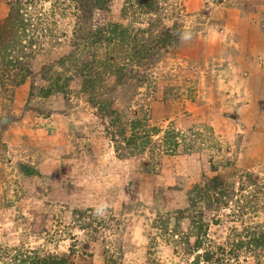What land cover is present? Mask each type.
<instances>
[{"label":"rangeland","instance_id":"obj_1","mask_svg":"<svg viewBox=\"0 0 264 264\" xmlns=\"http://www.w3.org/2000/svg\"><path fill=\"white\" fill-rule=\"evenodd\" d=\"M35 258L264 264V0H0V264Z\"/></svg>","mask_w":264,"mask_h":264},{"label":"trees","instance_id":"obj_2","mask_svg":"<svg viewBox=\"0 0 264 264\" xmlns=\"http://www.w3.org/2000/svg\"><path fill=\"white\" fill-rule=\"evenodd\" d=\"M18 12V11H17ZM16 12V10H12V12H11V14H10V16H9V22L11 23V24H19L20 22V20H19V17L21 16L20 14H19V12L17 13ZM16 32H18V31H16ZM13 35V34H12ZM18 38V35L15 37V39H17ZM19 46H18V44H15V47L14 48H18ZM13 51L14 52H17L18 51V49H13ZM31 255V254H30ZM27 259H30V257H26ZM35 259H38V261L36 262V263H31V262H28L29 264H43V262H41L40 261V259L39 258H35ZM52 264H54V263H52Z\"/></svg>","mask_w":264,"mask_h":264}]
</instances>
